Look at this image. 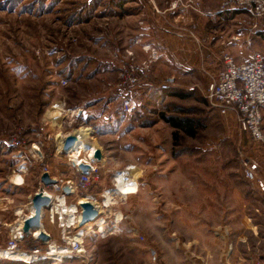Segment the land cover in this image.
<instances>
[{
	"label": "rangeland",
	"instance_id": "obj_1",
	"mask_svg": "<svg viewBox=\"0 0 264 264\" xmlns=\"http://www.w3.org/2000/svg\"><path fill=\"white\" fill-rule=\"evenodd\" d=\"M158 1L153 0L162 6L165 0ZM152 8L149 0H0V251L16 241L27 252L20 254L38 257L30 263L2 258L0 264H83L80 259L64 257L59 262L43 256L50 254L49 250L45 253L47 245L32 236L14 240L32 211L31 197L39 191L36 176L43 164L34 162V143L52 138L46 154L53 173L60 177L68 163L60 143L77 130H88L108 158L93 179L98 185L106 180L108 191L94 202L102 207L108 194L118 200L107 211L110 227L116 214L125 216L119 229L107 233L108 224L99 236L88 231L93 233L85 239L87 251L93 254L90 264H162L161 244L165 250L178 245L201 255L212 251L219 260L220 252L229 249L242 226L245 203L261 200L243 177V160L255 163L252 159L256 151L264 154V144L255 150L237 122L216 112L206 98L209 80L205 71L217 72L221 61L216 66L199 60L193 69L174 67L162 71L163 75L151 63V71L139 73L140 82L133 90L137 108L131 114L122 111L126 100L119 88L121 70L125 64L146 61L124 60L127 48L122 43L127 46L134 35L137 16L153 12ZM214 8L208 7L214 12L212 18L200 17V22L217 28L214 41H226L227 54L238 62L253 51L264 55V21L259 22V30L253 29L254 21L246 12L240 10L239 16L230 17L228 11H221V4ZM208 10L203 7V12ZM220 12L225 17L219 18ZM170 29L178 36H193ZM193 41L197 45L199 40ZM118 49L120 59L114 56ZM148 55L147 60L152 61ZM88 90L108 96L85 121L82 118L68 126V113L61 110L57 114L56 104L71 100L86 109ZM103 114L107 119L101 118ZM164 115L193 118L202 127L195 138L179 133L175 145V130ZM9 137L20 140L23 148L7 146ZM35 150L40 148L35 146ZM129 168L138 174L137 192L122 198L116 180ZM43 218L46 232L60 238L58 225L51 222L46 210ZM248 219L247 214V223ZM98 230L100 225L94 232ZM117 231L122 237L110 236ZM123 233L130 234V239ZM262 238L259 234L257 250ZM243 239L241 234L235 242ZM58 244L62 245L60 240ZM151 249L158 253L156 263ZM33 250L42 254L33 255Z\"/></svg>",
	"mask_w": 264,
	"mask_h": 264
},
{
	"label": "built area",
	"instance_id": "obj_2",
	"mask_svg": "<svg viewBox=\"0 0 264 264\" xmlns=\"http://www.w3.org/2000/svg\"><path fill=\"white\" fill-rule=\"evenodd\" d=\"M149 2L152 4L153 14L160 15L161 12L154 4L153 0H149ZM202 5L203 0H170L167 2L168 10L172 12L186 10L201 16L210 15L203 12ZM230 10H242L246 12V14L254 21L253 29H257L259 22L264 21V0H224L221 5V11L225 12ZM179 35L182 34L179 33ZM144 51L146 54L150 53L152 61L146 60L140 65L128 63L125 64L121 70L119 88H121V96L126 100L122 108V111L126 114H131L137 108V102L133 96V90L140 82L139 73L150 72L151 63L153 64L159 58V52L150 46L144 47ZM114 56L120 59L122 56L121 50H116ZM124 57V60H136L135 54L130 47L124 50ZM220 60L222 66L217 72L205 71L209 80L206 98L210 106L222 116H228L230 113H233L236 117L240 133L250 137L254 143L260 145L264 144V55L258 51H253L247 55L244 61L238 62L235 57L225 53L221 56ZM123 90H125V92H123ZM82 113V108L69 110L68 114L65 116L66 119L68 118L67 125L72 127L80 122ZM6 145L19 149L23 148L22 142L15 137H9L6 140ZM35 146L36 145H33L32 148L35 152L33 156L34 162L39 161L41 162V165L43 164V166H41L42 175L48 173L51 178H53L49 168L44 162L45 158L43 154L41 151L35 150ZM66 157L70 167L73 169L75 178L67 181L58 179V184L47 189L45 188V191L48 192V195L52 198L51 209L46 212L51 222L57 223L60 230V242L62 245L58 244V249L67 251L70 259H80L83 264H90L92 258L87 254L85 239H87L89 234L94 233L99 235V233L94 232L98 223L110 225L108 221L110 218L107 215L109 208L106 207V205H102L103 212H101V210L98 209V206L94 205L99 211V217L94 223H90L93 226V233L88 234V231L91 229L87 230L86 225L79 227L83 213L80 204L81 201L71 204L68 203V197L76 192L80 194L88 192L94 183L93 179L98 178L99 176V168L95 165L92 166L91 164H88L90 165V171L83 174L79 170V166L87 163L81 160L77 161L76 158H72L69 154H67ZM243 176L248 182L253 184L257 192L264 195V175L258 171L257 165L251 160H243ZM66 185L70 188V195H65L63 191ZM73 187L76 190L75 192L73 191ZM62 200L64 201V204L70 206L75 205L77 207V210L74 213V220L58 214L55 206L58 203H61ZM99 207L101 208V206ZM30 216H27L24 221ZM112 230L113 229L108 228L107 233ZM32 237L37 239L35 233H33ZM14 240L18 241V237H15ZM52 244L53 238L47 245L48 249L45 253H48V250L52 249ZM1 250L10 251V253L13 254L17 252L27 253L20 250L16 241H12L7 247L2 248ZM31 254L36 255L42 253H40L39 250H33ZM150 255L153 262L156 263L158 261L157 251L151 249Z\"/></svg>",
	"mask_w": 264,
	"mask_h": 264
},
{
	"label": "crops",
	"instance_id": "obj_3",
	"mask_svg": "<svg viewBox=\"0 0 264 264\" xmlns=\"http://www.w3.org/2000/svg\"><path fill=\"white\" fill-rule=\"evenodd\" d=\"M168 1L170 0H165L162 6L160 4L159 5L156 4V6L158 5L157 7L159 11L161 12L160 15H154L153 12L148 10L146 11V13L143 12L139 16H137L138 18L136 19L137 29L134 30L133 32L134 35H131L130 39L128 40L129 44H127V46L123 44L124 42L122 43V45H124V48L130 47L135 54L136 60L149 59L150 56L145 53L144 47L150 46L158 50L159 58H158V63L157 61L154 62L155 63L154 71H156L160 75H163L161 74L162 71H165L166 69L173 70L174 67L178 69L181 67L193 69V67L198 65L199 60H206L209 65L217 66L218 63L220 65V61H221L219 59L220 56H222L223 53H228L225 48V45L227 44V42L224 40H221L222 42L220 43L215 42L214 38L217 33L216 32L217 28L212 29L210 26L207 27L204 23L202 24L200 22V17H208L209 19L212 18L213 16L212 13L214 12L209 11L208 7L209 9L211 8L215 9L214 7L217 4L222 5L223 1L222 0H210L209 2V0H203L202 9L204 7L205 10L209 11V12H205L206 14H210L208 16H200L191 11H178V12L169 11L168 6H167ZM228 13H230L229 14L231 15L230 17H236V16H239V14H241L240 10H234V11L230 10L228 11ZM153 15L156 17H152ZM217 15H220L219 18L221 16H224L223 13L221 12L218 13ZM170 26L173 28L175 27L177 31L179 30L182 31L183 34H185L184 32H187L188 35L191 33L193 36H191L192 38L190 37V35L189 37L185 35L178 36L175 34L176 32L173 33L172 31H170L171 30ZM237 36H242V35L238 34ZM194 39L199 40L197 41L198 42L197 45L193 41ZM236 41H239V40H236ZM235 44L236 46H241L239 42ZM220 51L222 52L220 53ZM241 55L242 56L240 59L244 60L246 57V53L241 54ZM219 65H218V68H219ZM89 91L90 90H88L87 92L89 93L88 96L90 98L89 100L90 102H88L87 105H85L86 109L82 107L84 104L82 105V104H78L75 102H71V100L67 102L60 100L59 103L57 104H60L63 107V111L65 115L68 113L69 110L84 108L83 113L81 115V119L83 118V121H85L90 116V113L92 111L94 110L97 111V109L101 107V104L104 102V100H106L108 96L107 93L102 94V93H98L95 91H91V92ZM95 94H98V96L94 97ZM228 117L231 123H234V122L236 123V117L233 113H230ZM101 118L107 119V114L101 115ZM97 121L98 120L96 119V122ZM83 124H85V122H83ZM89 128L93 129L94 124L89 125ZM263 131H264V125H263ZM51 139L52 138H45L44 141L39 142L37 144L34 143V144L40 148V151L45 158L44 162L49 168L52 177L59 179V180H64V181L74 179L75 177L73 174V169L70 167L69 163H67V166L69 168L66 166L67 168L66 172H62L60 177H58L56 174L53 173L51 159H49L48 154H46L48 150L47 145ZM249 141L250 143L255 144V147H254L255 150L259 149L258 147L260 146V144L254 143L251 140ZM91 142H96L98 144V148L102 150L104 154V159L94 164L96 167L100 169V172H102L101 167L105 165L108 159L107 154L105 153L104 148H102V145L98 142L97 139L92 137ZM58 147L59 145L57 143L56 150L58 149ZM252 160H254L255 163L257 164L258 171L262 175H264V154L256 151V155L254 156ZM103 172L105 173V170H103ZM41 176H42V167H39L38 174L36 176L37 182L39 185L38 190L40 189V186L42 185L40 184ZM100 183L101 185H98L96 183L93 184L91 188L89 189V191L85 192L84 195L82 196H80L79 193L77 192L74 193L73 195L68 197V203L75 204L78 201H80L81 198H91V199H94V201L95 200L97 201V196L100 193L108 191L107 190L108 182L106 180L105 181L102 180ZM257 194L261 197L260 199L262 201L254 200V201H248L245 203V206H244L245 210L243 211L245 213V217H244L245 222L244 220H242L241 222L242 226L236 230L237 234L236 236H234L233 241L230 243L229 249L227 250L228 252L225 250H222L220 252L219 260L215 259L217 255L212 254V251H209L208 255H204V254L201 255L197 250L181 248V246L178 247V245L175 246V248H171V249L167 248L165 250V248L161 244V246H158L159 249L161 250L160 251L161 253L160 259H162L161 263L162 264H256V263L264 264V195L260 194L259 192H257ZM119 214L123 215L122 212ZM247 214L249 216L248 223L250 224H248L246 221ZM113 223L114 222H112L111 224ZM115 227L119 229L120 225H118V223L116 222L113 224L112 227H110L109 225V229H114ZM48 233L50 232L48 231ZM50 234L53 238L52 245L55 244L57 246L60 238L55 239L54 235H52V233ZM241 234L244 236V239L238 242H235V238ZM259 234L262 235L263 238H262V245L260 249L257 250L256 247L258 243ZM95 235H98V234H95ZM121 235L122 233L118 231L110 234L111 237H117V238L122 237ZM123 235H124V238L127 240L130 239L131 237L130 234L126 235L123 233ZM90 237H95V236H90ZM189 245L190 243L188 244V246ZM85 247L87 250L86 245ZM87 254L91 256V258L93 259L92 252L90 253L87 251Z\"/></svg>",
	"mask_w": 264,
	"mask_h": 264
},
{
	"label": "bare ground",
	"instance_id": "obj_4",
	"mask_svg": "<svg viewBox=\"0 0 264 264\" xmlns=\"http://www.w3.org/2000/svg\"><path fill=\"white\" fill-rule=\"evenodd\" d=\"M57 106V114H60V111L63 110V107L60 104H56ZM59 106V107H58ZM71 135H76L79 138V146L77 148L72 149L71 151H69V155L72 158H76L77 161H83L86 162L87 164H91L93 166V164L96 162L95 159V153L97 150H99L98 148V144L96 142H91V137L90 134L88 132V130H77L74 133H72ZM68 137V136H67ZM66 137V138H67ZM63 142L60 143V150L63 149ZM81 146V147H80ZM138 177V174H136L135 172H133V170L131 168L127 169L125 172L119 174L117 176V193L118 195L122 196V198H125L127 196H130L132 194H135L137 192V188L135 185V180ZM48 194V192H46ZM129 198V197H128ZM81 203L84 202H92L94 203V205H98L99 203L94 202V200H92L91 198L89 199H80ZM97 203V204H96ZM119 202L117 199L113 198L110 194L107 195V199L104 202V205H106V207L110 208L112 206L118 205ZM56 210L58 211V214H61L62 216L64 215L65 217L67 216L69 219L74 220V213L77 210V207L75 205H68V204H64V201L62 200L61 203H58L56 206ZM103 206L100 208L98 207V209L102 211ZM21 214V212H20ZM34 214V209L32 208V211L30 213V215L32 216ZM114 221L118 224L122 223L124 221V217L121 214H116L115 215ZM120 222V223H119ZM98 225H100V231L97 232L99 234L104 233L106 231V226L105 224H101L98 223ZM88 226V225H87ZM91 226V225H89ZM93 227V226H92ZM92 227H86V229H92ZM18 231V232H17ZM20 229L16 230L17 233H15L16 235L19 233ZM41 231H45V226H44V222H42V227L40 229H37L35 237L37 238L38 235L40 234ZM89 234V232H88ZM90 235V234H89ZM52 249H50V254L47 255H43L46 257H49L53 260L62 262V259L64 257L69 258V253H67V251H64L62 249H58V247L54 244L52 247ZM34 257H30V256H26L24 254H20L19 252L13 254L10 253V251L7 250H3L0 251V260H2V258L4 259H12L13 261H23V262H33L34 261ZM38 258V257H37ZM45 258V257H44Z\"/></svg>",
	"mask_w": 264,
	"mask_h": 264
},
{
	"label": "water",
	"instance_id": "obj_5",
	"mask_svg": "<svg viewBox=\"0 0 264 264\" xmlns=\"http://www.w3.org/2000/svg\"><path fill=\"white\" fill-rule=\"evenodd\" d=\"M79 146V138L76 135H69L63 142V153L67 155L69 151ZM95 159L97 162L103 160L101 150H97L95 153ZM79 170L86 174L90 171V165L81 164ZM41 186L39 191L31 197V205L34 209V214L27 218L22 226L21 234L18 236V240H23L27 236H32L33 233L42 227L44 211H48L52 206V198L46 193L45 188L52 187L59 183L58 179L51 178L48 173H45L40 178ZM65 195H70V188L66 185L63 189ZM82 221L79 227H83L87 224L94 223L99 217V211L94 204L90 201L81 204ZM37 240L43 244L48 245L52 241V236L45 231H41L37 237Z\"/></svg>",
	"mask_w": 264,
	"mask_h": 264
},
{
	"label": "trees",
	"instance_id": "obj_6",
	"mask_svg": "<svg viewBox=\"0 0 264 264\" xmlns=\"http://www.w3.org/2000/svg\"><path fill=\"white\" fill-rule=\"evenodd\" d=\"M151 81H152V79H151ZM179 110L181 112H179V111L178 112L182 113V110L181 109H179ZM163 119L175 130V132L173 134V137L175 140V145L178 142L177 139H179L178 138L179 133H184L185 135H187L189 137L195 138L197 136V131H200V128L202 127L201 124L199 123V121L196 119H193V118L178 117V116H165L164 115ZM246 137L248 138V140H251L250 137H248V136H246ZM244 179H245V177H244ZM252 186H253V184H252Z\"/></svg>",
	"mask_w": 264,
	"mask_h": 264
}]
</instances>
